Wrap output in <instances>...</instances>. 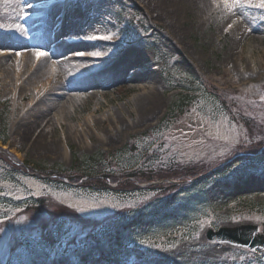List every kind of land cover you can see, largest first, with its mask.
Wrapping results in <instances>:
<instances>
[{
  "label": "rangeland",
  "instance_id": "1",
  "mask_svg": "<svg viewBox=\"0 0 264 264\" xmlns=\"http://www.w3.org/2000/svg\"><path fill=\"white\" fill-rule=\"evenodd\" d=\"M37 2L46 5L31 16L44 15L55 4L60 12L72 11L73 2L80 3L81 27L87 34L111 39L87 40L93 42L84 46L89 52L85 57L102 59L92 64L97 69H88L101 72L96 80L84 75L86 85L96 83V88L80 93L88 97L76 104L60 106L66 99L54 102L45 85L37 93L39 87L26 84L33 72L21 62L24 48L1 60L0 136L7 144L0 142V150L15 160L0 155V222H10L0 228V264H106L107 252L142 257L132 264H241L264 256L206 238L210 228L264 224V8L250 6L261 0H0V38H11L16 29L21 32L25 10ZM36 53L30 51L25 58ZM125 53L124 60L143 56L145 63L126 68L123 78L114 79L118 71H112L119 64L109 62ZM50 62L43 67L57 60ZM34 68H40L39 62ZM141 75L153 78L146 87L157 92V110L138 126L129 102L142 97ZM50 104L58 108L45 113ZM62 110L61 122L47 134L45 127ZM88 121L92 128L85 127ZM28 127V136L21 140L20 131ZM100 153L117 158L103 165L106 171L117 175L140 167L148 176L156 172L154 180L164 173L179 179L189 172L224 168L204 188L168 200L160 199L170 194L163 185L157 193L147 185L119 194L126 184L118 179L105 181L112 191L90 189V181L76 186L66 181L74 159ZM231 155L235 158L229 165L225 162ZM35 201L40 207L26 208ZM168 202H177L172 212L157 216ZM102 226L106 235L98 246L78 239L75 247H67ZM42 233L48 234V242L40 239ZM117 245L128 250L118 251Z\"/></svg>",
  "mask_w": 264,
  "mask_h": 264
},
{
  "label": "bare ground",
  "instance_id": "2",
  "mask_svg": "<svg viewBox=\"0 0 264 264\" xmlns=\"http://www.w3.org/2000/svg\"><path fill=\"white\" fill-rule=\"evenodd\" d=\"M76 5L78 7H76L75 9H72V11H65V12L63 11L62 12L63 19L65 20V30H61L59 33L60 35H63L67 30H73L75 32H79V31L83 30L81 27V24H78V22H77V20L80 18V15H81L80 8L82 9V7L79 4H76ZM209 6L210 5L207 4L204 8H208ZM54 11H55V8L51 10V14H53L52 16H54ZM203 11H205V10L203 9ZM82 23H83V20H82ZM15 34H16V32H15ZM16 35L18 37L14 38L15 42L11 46L12 49L19 48L21 46L27 47V45L29 43H38V42H29V43L25 42V46H24V43L21 40H24L23 38L25 36L22 35L21 33L16 34ZM46 47H47L46 49L48 50V52L52 56V58L54 60H57L56 65L52 64V65L46 66V68H44L43 66L45 64L51 63L50 57H46V56L44 58H41V57L37 58L36 57V59L33 56H29L28 58L22 57L21 62L23 61L24 64L29 65L28 73L33 72L30 75V78L27 79L26 84L28 86H32L34 88L39 87L38 89H36L37 93H38V91H40V87H41L40 85H45V89L48 90L47 95H50V96L54 95V98H53L54 102L59 101V103H61L62 99L63 100L66 99L61 103V105L59 104L60 106H65L66 102L67 103H69V102L74 103L75 102L74 104H76V101H80V100L88 97V95H86L84 97V95H82L80 93L88 92L89 90L95 89L96 83L91 84L92 87H89V85H86V82H85L86 80L82 81L81 78H82V76L87 75V73L90 74L91 78L94 80H96V78H99L98 75L91 74L88 67L91 66L92 70L97 69V67H95L92 64L94 62L98 63L102 59L96 58V57H91L89 55L85 57V55L89 52L86 51L85 49L84 50L81 49V47H83V45H81V44L76 45V47H77L76 51L78 50V51H81V53H83V55L77 56V59L80 60V64L78 61H72V59H65L66 57H63L64 53H68L72 47H68L67 49H65L63 51V53L56 48H51L49 45H46ZM28 48H32V47L28 46ZM78 51L76 52L77 54L80 53ZM4 57L5 56H2V55L0 56V65H3L2 64L3 61H1V60H3ZM132 59L133 58H127L126 60H124V58H120L119 61H118V59H116L114 61V62L118 61L117 63H115V65L119 64L116 67V69L112 71V73H115L116 70L118 71V75L117 76L115 75L114 79H116L118 77L120 79L123 78L124 77V71L123 70H125L126 68L133 66L138 62L145 63V58L143 56L142 57L139 56V59L138 60L136 59L137 61L136 60L132 61ZM34 61H35V63H34ZM38 62H39L40 68L35 69L34 65ZM114 62L112 61L109 63H111V65H113ZM123 62H124V64H123ZM122 64H123V68L120 71ZM12 68H14L13 65H12ZM98 69H100V68H98ZM139 79L141 82V83H138V85H140V89H141V94L139 95V97H141V96L142 97L137 99V100L135 99L136 100V101L134 100L135 103L129 102V108L132 109V111L136 113L135 114V117L137 119L136 124H138V126L146 123L151 115L153 118L156 114L155 109L157 110V92L155 90L150 89V88L147 90V87H146V86L151 84V81H153V78L152 77L146 78L144 75H141L138 78V82H139ZM63 81H65V83ZM100 81H103L104 83H109L108 80H101L100 79ZM97 84H99V83L97 82ZM37 98H38V95H37ZM51 108L57 109L58 106L56 104H50L48 106V109L45 111V113H49ZM158 108H159V106H158ZM154 111H155V113H154ZM64 114H65V111L62 110L59 113H57L56 115H54V122L55 123L50 125V122H49L48 125L45 127L47 129L45 131L47 134L52 132L51 127L53 125H55V124L59 125V122H61L60 117H63ZM38 116H39V114L37 115L36 118H38ZM87 126L89 128H92V122L91 121L86 122L85 127H87ZM134 126H136V125H134ZM29 130H30V128L28 127V128H24V130L20 131L19 136H20L21 140L28 136ZM71 135L75 136L74 133ZM118 136H119V133H117V135L114 136L112 139L114 141H117ZM67 151H68V149L66 146L64 149V156H66V157L68 156ZM262 179L264 180V177Z\"/></svg>",
  "mask_w": 264,
  "mask_h": 264
},
{
  "label": "trees",
  "instance_id": "3",
  "mask_svg": "<svg viewBox=\"0 0 264 264\" xmlns=\"http://www.w3.org/2000/svg\"><path fill=\"white\" fill-rule=\"evenodd\" d=\"M247 128L252 129V127L250 125H247ZM102 157L103 156H101L98 159H96V158L85 159V160L84 159H82V160L76 159L75 167H74L75 168V174L80 173L81 176H79V177L81 179H84L87 177L89 179V181L94 180V182H92L93 185L91 187H93L97 190H106L108 187L105 184V181L111 177L110 175L106 176V174H105L106 172L104 170H102V166L99 163V161ZM263 158H264V156H263ZM106 160H107V158L105 159V161ZM97 161H98V167L95 169V163ZM145 174L146 173H143L142 175H145ZM199 176H201V175L198 172H189V173H187L186 177L177 179L176 177L173 176V173H170V174L167 173L164 176V178H169L172 181H177V183L175 185H171V186L166 185V191L172 193V192H175L177 190H183L185 188V186H187L183 183H187L189 181H190V183H189L190 189H192L194 191L197 187H200L201 185H205L207 183L206 180L209 179V177L205 178V179H197ZM131 177H134V176H131ZM146 178H148V177L146 176ZM210 178H211V176H210ZM101 181L103 184H101V185L97 184ZM70 182H74V180H71ZM171 187H172V189H171ZM130 188H131L130 183L128 182L126 185V188H124V190H128Z\"/></svg>",
  "mask_w": 264,
  "mask_h": 264
},
{
  "label": "water",
  "instance_id": "4",
  "mask_svg": "<svg viewBox=\"0 0 264 264\" xmlns=\"http://www.w3.org/2000/svg\"><path fill=\"white\" fill-rule=\"evenodd\" d=\"M257 232L258 227L252 225L223 228L217 233L210 231L208 239L212 242L229 243L249 248H264V234L257 235Z\"/></svg>",
  "mask_w": 264,
  "mask_h": 264
},
{
  "label": "snow or ice",
  "instance_id": "5",
  "mask_svg": "<svg viewBox=\"0 0 264 264\" xmlns=\"http://www.w3.org/2000/svg\"><path fill=\"white\" fill-rule=\"evenodd\" d=\"M237 2H239V0H237ZM250 6L264 8V0H261V3L258 4V5H257V4H252V5H250ZM78 38H80V39H87V40H94V39H111L110 36H108V37H103V36H98V35H97V36L86 35V36H84V37H78ZM45 55H47V53L42 52V51H37V53H36L37 58L43 57V56H45ZM78 55H83V53H78ZM92 55H94V56H99L100 53H99V52H95V53H92Z\"/></svg>",
  "mask_w": 264,
  "mask_h": 264
}]
</instances>
